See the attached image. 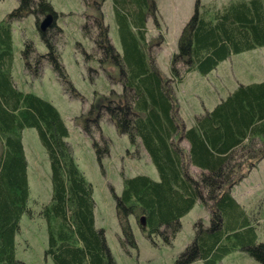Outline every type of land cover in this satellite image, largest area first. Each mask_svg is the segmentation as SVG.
<instances>
[{
    "label": "trees",
    "instance_id": "1",
    "mask_svg": "<svg viewBox=\"0 0 264 264\" xmlns=\"http://www.w3.org/2000/svg\"><path fill=\"white\" fill-rule=\"evenodd\" d=\"M103 1L84 2L86 8H93L91 13L85 10V16H92L95 30L87 21L81 26L99 49L95 52L100 53L96 60L101 66L110 62L118 69L115 80L121 91L110 92L106 102L92 101L78 120H83L81 128L90 134L87 121L98 126L97 113L104 109L115 130L139 144L158 173V179L145 174L123 177L120 194H113L121 246L127 250L137 247L130 216L148 238L159 235L163 243L170 244L181 227L180 218L199 202L209 210V224L195 221L193 238L168 264L197 259L215 264L236 250L249 253L254 264H264L257 219L231 192L250 165L255 166L264 155L256 146V138H264V78L238 83L184 128L176 116L173 94L174 85L186 73L206 74L232 54L264 46V0H225L219 6L195 0L169 58L168 76L158 68L151 53L153 43L146 39L148 16L161 31L154 0H111L120 52L111 44L103 22ZM47 12L56 17L48 0H18L0 20V264H22L15 256V235L21 215L31 214L22 143L26 127L36 130L49 162L51 195L39 210L46 225L45 256L54 264H116L104 228L95 226L92 185L72 156L62 115L50 101L19 89L11 74V24L32 15L37 27L39 17ZM38 34L46 52H36L33 42L24 39L22 61L30 66L33 55L34 71L37 64L47 61L64 88L77 96L48 31L38 30ZM162 35L156 40L161 41ZM93 144L100 156L106 147Z\"/></svg>",
    "mask_w": 264,
    "mask_h": 264
},
{
    "label": "rangeland",
    "instance_id": "2",
    "mask_svg": "<svg viewBox=\"0 0 264 264\" xmlns=\"http://www.w3.org/2000/svg\"><path fill=\"white\" fill-rule=\"evenodd\" d=\"M48 1L51 3L56 17H54L53 24L44 31H48L51 43L55 46L63 68L70 82L78 91V95L74 96L70 90L64 88L52 65L47 61L37 64L36 73L33 70L35 68L33 55L29 60L30 66H26L22 61L21 50L24 39H30L33 42L36 52H46V46L39 38L32 15L11 24L13 40L11 74L15 85L21 90L33 92L50 101L62 115L69 129L67 140L72 156L86 180L92 185L95 201V226L104 228L106 242L116 264L171 263L193 238L194 222L200 219L204 225L209 224V210L201 203H195L180 218L181 227L170 244L163 243L159 235H153L152 239L148 238L138 228L137 221L130 216L129 221L137 247L127 250L121 246L118 239L120 229L115 214L113 194H120L123 177L145 174L151 179H158V173L141 146L132 144L126 134L118 133L115 130L104 109L99 108L97 113L99 116L96 120L98 126L87 121L90 134L81 128L80 123L83 120H78V118L87 111L92 101L106 102L110 92L121 91V85L115 80L118 69L110 62H103L101 66L96 60L97 55H100V53H96L99 52V49L89 35L85 36L82 31L81 24L84 21L89 22L91 27L94 26L92 16L89 18L85 16L87 11L91 13L93 9L84 6L86 0ZM199 1L200 3L213 1L219 6L225 0ZM154 2L157 11L159 10L158 3L160 5L158 15L162 28L161 31L155 30V32L151 29L147 30L146 39L153 43L151 53L155 56L156 64L162 74L167 76L169 74V58L172 52L176 51V39L182 26L193 13L191 9L194 7L195 0H157V3L154 0ZM17 5L18 0H0V20ZM189 10L190 12L186 16ZM101 11L104 17L103 21L108 25L110 42L120 52L121 44L117 25L112 15V1L104 0ZM43 18L44 15H41L38 21ZM149 20L153 22L152 19ZM92 30L95 29L92 27ZM165 31H167L166 39L162 37L163 42L162 39L157 41L160 32L164 36ZM258 69L264 70V47H257L254 51H245L234 55L221 64L217 71H214L215 78L211 80L212 88L217 90L216 81L223 82L220 80L224 78H228L230 81L233 78L258 81L264 77L255 75ZM250 75L254 76L250 77ZM191 76L173 91L177 103L175 105L177 106L176 116L183 128L184 117L179 114V106L192 104L191 92L188 94L192 86L187 84ZM200 93L204 99L207 98L203 91ZM180 97H183V102H180ZM185 110L190 113V109L185 108L184 112ZM93 141L97 142L100 148L106 147L102 149L100 156H98ZM256 141V146L262 148L261 152H263L264 138H256ZM22 143L28 161L29 197L27 205L31 214L24 212L20 217L19 229L15 235V256L22 264H54L51 258L44 254L47 245L46 225L39 214L40 207L49 200L51 195L49 162L34 128L26 127L22 130ZM181 145L182 147L187 146L184 140L181 141ZM249 169H252L251 172L246 173L244 178L236 182L231 187V192L240 200L245 210L250 212L252 218L257 219L260 240L264 243V155L259 160L257 159L255 166L250 165ZM193 171L197 172V169L193 168ZM237 183H239L238 186ZM254 263L255 260L249 253L236 250L229 252L215 264ZM189 264L204 263L197 259Z\"/></svg>",
    "mask_w": 264,
    "mask_h": 264
},
{
    "label": "crops",
    "instance_id": "3",
    "mask_svg": "<svg viewBox=\"0 0 264 264\" xmlns=\"http://www.w3.org/2000/svg\"><path fill=\"white\" fill-rule=\"evenodd\" d=\"M156 3H157V0H156ZM158 9H159L158 12L160 13L159 3H158ZM192 10L193 9H191V11ZM189 12H190V10L186 13V16L189 14ZM149 19H150L149 17H147V19H146L147 30L151 29L153 32H155V29L153 27V23L150 22ZM184 20H185V18H184ZM165 32L166 33H164V39H166V35H167V31H165ZM171 41H173V40L171 39ZM161 45H163V44H161ZM263 47H261V48H263ZM255 49H252L250 51H254ZM244 52H242V53H244ZM239 54H241V53H239ZM234 55H237V54L230 55L228 57V59ZM228 59L220 61L219 64L216 66V68L212 69L210 72L203 74V75L197 73L196 71H190L183 77L181 82L174 85L173 91L176 87L179 88L184 82H186L187 79L191 75H194V76H191L190 81L187 82V84H191V86H192L191 91L188 92V94L191 92L192 104L179 106V108H180L179 114L180 115L182 114V116L184 117V122H183L184 127L191 126L193 124V121H194V119H193L194 115L202 113L205 109H207V110L211 109L216 103H218V101L221 98L225 97V95H227L228 92H230L232 89H234L238 83L246 84V83L253 82V81H247V79H242V78H233L231 81L228 78H224V79L220 80L223 82H219V81L217 82L216 81L217 90L212 88L211 80H213L215 78L214 71H217L218 67H220V65L223 64ZM255 75L256 76H264V70L263 71H261L260 69L256 70ZM251 76H254V75H250V77ZM262 78H264V77H262ZM200 91H203V93L206 95L207 98L204 99L203 96L201 95ZM173 94H174V92H173ZM174 97H175V94H174ZM180 102H183V97H180ZM175 105H177L176 98H175ZM175 107L177 108V106H175ZM184 107L186 109H190V113H187L186 110L184 112V109H185ZM251 170L249 172H251ZM236 185L238 186L239 183H237ZM234 198L241 204V202L238 198H236L235 196H234Z\"/></svg>",
    "mask_w": 264,
    "mask_h": 264
},
{
    "label": "water",
    "instance_id": "4",
    "mask_svg": "<svg viewBox=\"0 0 264 264\" xmlns=\"http://www.w3.org/2000/svg\"><path fill=\"white\" fill-rule=\"evenodd\" d=\"M51 20H52V14L51 13H47L44 18L39 21L37 27L39 30L44 31L50 24H51ZM140 222L141 224H144V218L143 216L140 217Z\"/></svg>",
    "mask_w": 264,
    "mask_h": 264
}]
</instances>
